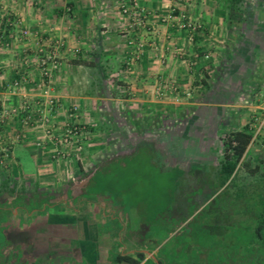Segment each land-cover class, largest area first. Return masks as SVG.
<instances>
[{
    "label": "crops",
    "instance_id": "0c3cea01",
    "mask_svg": "<svg viewBox=\"0 0 264 264\" xmlns=\"http://www.w3.org/2000/svg\"><path fill=\"white\" fill-rule=\"evenodd\" d=\"M135 1L142 16L118 0H0V264H129L113 256L154 254L162 241L143 244L148 227L126 229L123 207L89 185L97 168L108 173L140 153L203 203L224 193L218 224L240 234L217 254L203 250L200 258L218 260L198 264H264V0ZM181 11L198 26H181ZM45 52L58 63L50 138L35 119ZM16 77L22 96L8 89ZM69 118L89 133L78 150L57 143ZM236 131L249 136L226 175Z\"/></svg>",
    "mask_w": 264,
    "mask_h": 264
},
{
    "label": "rangeland",
    "instance_id": "374dc122",
    "mask_svg": "<svg viewBox=\"0 0 264 264\" xmlns=\"http://www.w3.org/2000/svg\"><path fill=\"white\" fill-rule=\"evenodd\" d=\"M117 161L107 165L108 173L102 172L100 167L95 170L89 181L91 190L95 195H107L110 201L123 207L116 214L132 233L136 225L137 231L141 225L148 227L141 236L143 244L150 243L149 246L162 241L154 257L160 256L163 264H198L218 260L200 258L199 254L203 250L206 254H217L223 250L219 244L221 240L230 244V240L240 234L236 231L229 234L225 231L231 226L218 224L223 192L203 203L201 193L182 187L176 173L162 169L152 156L144 158L140 153L125 163L123 158ZM121 163L124 166L118 165ZM32 197L34 202L43 200L36 194ZM124 233L127 235L129 231Z\"/></svg>",
    "mask_w": 264,
    "mask_h": 264
},
{
    "label": "built area",
    "instance_id": "2783aa9c",
    "mask_svg": "<svg viewBox=\"0 0 264 264\" xmlns=\"http://www.w3.org/2000/svg\"><path fill=\"white\" fill-rule=\"evenodd\" d=\"M119 6L122 11L131 10L136 15H143V9L140 8L135 0H118ZM179 17L183 19L180 23L181 26H187L193 28L198 26L193 20H191L187 15L182 11L179 12ZM76 50V48H74ZM39 79L35 82V87L37 88L39 94L42 96L40 101L41 107L38 112L37 121L41 122L44 125V134L49 138L52 136L53 132L56 131L55 127L50 121L52 113L55 112L57 107L56 98L49 92L50 79L52 71L57 68V60L54 59V56L50 52H45L42 56L39 57ZM8 89L15 94L21 95V81L18 77L11 79L8 82ZM22 96V95H21ZM263 109L262 119L264 120V99L261 103ZM27 107V106H26ZM24 108L27 112L22 116L23 119H30L32 110L31 108ZM70 112L75 113L78 109V105L75 103H70L69 105ZM15 110V109H14ZM70 119V118H69ZM261 120L254 131V135L257 133L258 127L261 124ZM24 121V120H23ZM59 136H57V143H68L73 142L75 150L80 149L85 143L86 139L89 136L88 131L84 128L83 124L72 122L70 120L64 121L63 125L60 126ZM60 148H56L59 152ZM73 178L72 176H70Z\"/></svg>",
    "mask_w": 264,
    "mask_h": 264
},
{
    "label": "trees",
    "instance_id": "16d2710c",
    "mask_svg": "<svg viewBox=\"0 0 264 264\" xmlns=\"http://www.w3.org/2000/svg\"><path fill=\"white\" fill-rule=\"evenodd\" d=\"M228 135H229V140H228L229 142L227 143L228 144L227 147H228V149L230 148L229 149V155L227 156V158H225L221 162V167L225 169L226 175H229L230 172L234 169L235 164L238 161L240 154L242 153V151L244 149V144H245V142L249 136V134H245V133L240 132V131L230 132ZM231 138H238V142L237 143H231L230 142ZM145 244H147V243H145ZM148 244H150V243H148ZM149 246L152 247V244ZM151 257L154 259V261L151 259ZM113 258H114L113 259L114 261L125 260L129 264H138L139 261L142 259H143V261L140 264H163L159 257H156V256L154 257V254L144 258V253L140 250L135 251L134 255L116 253L113 256Z\"/></svg>",
    "mask_w": 264,
    "mask_h": 264
}]
</instances>
